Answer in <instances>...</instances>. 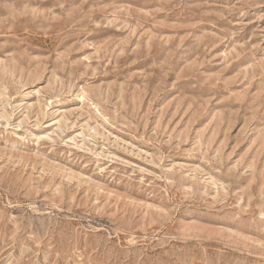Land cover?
<instances>
[{
  "label": "rangeland",
  "instance_id": "obj_1",
  "mask_svg": "<svg viewBox=\"0 0 264 264\" xmlns=\"http://www.w3.org/2000/svg\"><path fill=\"white\" fill-rule=\"evenodd\" d=\"M0 264H264V0H0Z\"/></svg>",
  "mask_w": 264,
  "mask_h": 264
}]
</instances>
